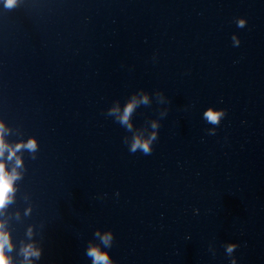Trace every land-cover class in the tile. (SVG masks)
I'll return each mask as SVG.
<instances>
[{"label":"clouds","instance_id":"clouds-1","mask_svg":"<svg viewBox=\"0 0 264 264\" xmlns=\"http://www.w3.org/2000/svg\"><path fill=\"white\" fill-rule=\"evenodd\" d=\"M17 0H4V6L6 8H12L16 5ZM244 21L240 20L238 23V27H244ZM132 104H129L128 107L124 111V115L122 118V122L126 123L128 119V115L132 111ZM208 119L216 123L218 120L217 115L213 114L211 111L207 114ZM3 133H4V126L2 123H0V158L4 157L5 152L8 153V160H12L15 158L16 167L13 168L11 171L7 170L6 162L3 159H0V209H3L6 204H8L11 201V197L14 189V182L19 178V173L16 171V168H19L22 166V160L16 156V153L21 148H26L31 152H35L37 149V144L34 139H30L27 143H21L17 144L15 148H12L10 145H8L4 139H3ZM137 149H140L142 153L145 155L150 154L151 150L149 148L148 143L141 142L139 139H137L131 146V151L135 152ZM3 228V225L0 224V229ZM109 240L108 236L104 237V242L107 243ZM5 247L11 248V244L9 243V239L6 233H3L0 231V264H11V262L8 260V258L5 256L4 249ZM235 245H229L228 251L231 253ZM25 256L28 255H35L39 256V252L32 251L31 247L25 249ZM90 256L94 257L96 264H108V260L106 255L99 254L98 251L93 248L89 250L88 253ZM234 264V262H233Z\"/></svg>","mask_w":264,"mask_h":264}]
</instances>
